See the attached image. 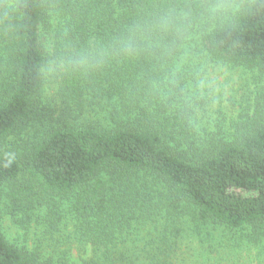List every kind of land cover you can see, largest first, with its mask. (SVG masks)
Instances as JSON below:
<instances>
[{
	"label": "trees",
	"instance_id": "trees-1",
	"mask_svg": "<svg viewBox=\"0 0 264 264\" xmlns=\"http://www.w3.org/2000/svg\"><path fill=\"white\" fill-rule=\"evenodd\" d=\"M206 2L0 0V143L36 111L52 62L64 60L67 98L109 109L105 127L59 118L19 154H0V186L28 219L41 201L68 203L58 211L75 225L64 238L78 240L79 256L54 263L244 264L264 239V102L233 137L191 134L220 95L209 66L264 72V0L217 19ZM51 207L38 220L63 232ZM0 264L51 263L0 232Z\"/></svg>",
	"mask_w": 264,
	"mask_h": 264
},
{
	"label": "rangeland",
	"instance_id": "rangeland-1",
	"mask_svg": "<svg viewBox=\"0 0 264 264\" xmlns=\"http://www.w3.org/2000/svg\"><path fill=\"white\" fill-rule=\"evenodd\" d=\"M237 1L240 0H208L206 2L208 6L206 7L213 15L216 14V19L218 17L225 18L230 11L236 8ZM57 66L52 62L48 69L44 71L43 94L38 104H36V111L31 115L30 120L13 136L0 143V154H19L23 151V147L32 138H35L36 134L42 132L59 118L67 124L102 125L103 127L108 125L106 121L109 118L107 104H93L90 95H85L77 100L67 98L64 95L59 84L60 75L64 72L61 70L64 68V60ZM60 70L61 72H59ZM206 72L207 86L215 94L219 93L220 95L216 97L217 103H211L213 97L208 98L211 100L208 104L211 103L212 105L205 110L198 111L197 124L193 126L194 133L191 134L200 136L203 134L202 132H209L215 137L216 135L226 138L233 137L235 130H238V127L244 123L248 124L252 118V104H256L257 101L264 102V72L222 63L209 66ZM135 181L142 185L148 182L149 178L138 176ZM8 191L9 187L7 185L0 186V193L2 194L0 200V232L8 243L28 251H38L51 264H56L53 261L61 257L62 252L66 250L69 251L71 259L78 260V240L64 238L66 235L71 237L76 234L75 225L69 219L68 216L70 215L67 216L58 211L60 206L64 208L66 204L68 205L66 201H61L60 198H54L52 203L46 204L41 201V205H35L33 213L28 219L27 210L17 207L10 200ZM154 201H157V199H154ZM72 202L75 203L76 200ZM48 204L54 210L51 221L54 222L55 226L64 228L63 232L51 228L48 222L44 224L41 220L44 216L45 207L49 206ZM24 207H27L28 210L31 209L30 204H26ZM41 211L43 213L39 222L38 214ZM187 213L188 211L184 210L180 215L187 222L183 219L179 220L191 224L190 216ZM195 239L194 241L197 242L198 239L196 237ZM261 244H264V239L261 243L254 244L255 247L252 246L242 252L245 260L244 264H264V247L261 248V251L259 249ZM195 245L193 243L191 246L194 248ZM88 250H90V246H88ZM182 251L185 252L186 248L183 247Z\"/></svg>",
	"mask_w": 264,
	"mask_h": 264
}]
</instances>
